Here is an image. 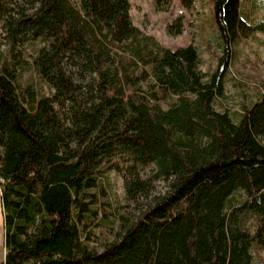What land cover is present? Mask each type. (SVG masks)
Instances as JSON below:
<instances>
[{
    "label": "trees",
    "instance_id": "1",
    "mask_svg": "<svg viewBox=\"0 0 264 264\" xmlns=\"http://www.w3.org/2000/svg\"><path fill=\"white\" fill-rule=\"evenodd\" d=\"M129 9V0H0V104L16 120L14 130L0 124L3 264H255L254 243L264 251V91L239 112L216 105L229 42L264 33V18L214 0L225 46L203 72L194 45L163 46ZM26 69L49 95L21 85ZM108 170L122 173L130 203L154 181L168 190L138 217L121 216L117 238L103 235L97 251L94 225L116 221H103L110 213L90 190Z\"/></svg>",
    "mask_w": 264,
    "mask_h": 264
},
{
    "label": "rangeland",
    "instance_id": "2",
    "mask_svg": "<svg viewBox=\"0 0 264 264\" xmlns=\"http://www.w3.org/2000/svg\"><path fill=\"white\" fill-rule=\"evenodd\" d=\"M129 14L133 25L154 36L163 46L176 49L189 44L194 45L200 54L199 68L203 72L213 71L217 65L218 56L222 54L225 42L219 37L214 15V0H193L190 7H184L179 0H170L157 7L154 0H129ZM240 16L246 21H258L264 18V0H239ZM179 23L180 32L178 33ZM231 63L228 70L225 93L217 99L218 109H227L230 112H239L242 105H248L259 97L264 91V33L253 30L247 37L240 36L229 42ZM6 40L3 38L0 27V51L6 49ZM26 58L30 60L31 46L25 48ZM32 83L38 91L49 95L50 89L42 82L31 69H26L21 78V85ZM0 124L10 130L16 128V120L0 104ZM142 177L151 175V166L144 168ZM168 190L163 181H154L151 194L147 199L141 198L138 203H130L125 198L122 173L106 171L100 180L98 188L90 191L94 207H102L110 214L103 221L111 219L116 221L112 228L110 224L94 225L93 240L89 245L97 251L103 248V235L110 239L117 238L119 232V219L121 216L134 219L139 216L142 209L154 202V199L163 196ZM103 191V192H102ZM243 196L235 193L232 204L240 205ZM104 203L101 205V203ZM101 216L98 208L96 220ZM97 222V221H96ZM253 229V219L249 221ZM3 213L0 198V264L3 255ZM254 263L258 264L264 257L260 244L254 243L251 248Z\"/></svg>",
    "mask_w": 264,
    "mask_h": 264
},
{
    "label": "crops",
    "instance_id": "3",
    "mask_svg": "<svg viewBox=\"0 0 264 264\" xmlns=\"http://www.w3.org/2000/svg\"><path fill=\"white\" fill-rule=\"evenodd\" d=\"M3 247H4V234H3ZM3 255H5V247L3 248ZM3 262H4V259H3ZM2 262V264H3Z\"/></svg>",
    "mask_w": 264,
    "mask_h": 264
}]
</instances>
